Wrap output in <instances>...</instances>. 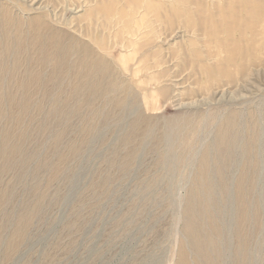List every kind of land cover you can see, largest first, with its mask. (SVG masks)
I'll return each instance as SVG.
<instances>
[{"label":"rangeland","instance_id":"rangeland-1","mask_svg":"<svg viewBox=\"0 0 264 264\" xmlns=\"http://www.w3.org/2000/svg\"><path fill=\"white\" fill-rule=\"evenodd\" d=\"M105 7L0 0V264H264V84L191 100L181 19Z\"/></svg>","mask_w":264,"mask_h":264},{"label":"bare ground","instance_id":"bare-ground-1","mask_svg":"<svg viewBox=\"0 0 264 264\" xmlns=\"http://www.w3.org/2000/svg\"><path fill=\"white\" fill-rule=\"evenodd\" d=\"M102 1L106 7L98 14L106 23L115 22L130 37L129 48L141 36L156 38L165 33L172 36L181 19L183 29L188 32L189 49L181 45L179 51H174V57L179 60L181 71L189 69L195 77L189 99L201 91L213 89L214 96H223L225 91H236L233 89L239 87L257 88L254 85L257 81L264 84V0H225L223 7L213 2L211 8L206 0H119L118 6L111 0ZM45 10L51 11L49 7ZM89 11L94 12L92 8ZM153 36L148 45L155 42ZM146 45L132 50L137 54L145 49L140 56L144 63L141 70L147 66L149 57L156 56V51H148ZM159 66L161 62L157 61L149 69ZM257 89L264 91L261 87ZM190 104L195 105L193 101ZM232 122L233 117L228 125Z\"/></svg>","mask_w":264,"mask_h":264}]
</instances>
